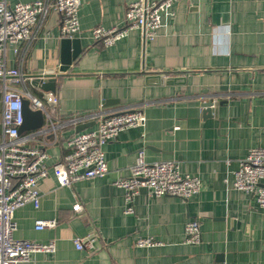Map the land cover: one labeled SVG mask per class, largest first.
<instances>
[{
    "label": "crops",
    "instance_id": "crops-1",
    "mask_svg": "<svg viewBox=\"0 0 264 264\" xmlns=\"http://www.w3.org/2000/svg\"><path fill=\"white\" fill-rule=\"evenodd\" d=\"M19 1L35 0H6ZM131 1L81 0L75 36L81 53L58 77L56 101L46 103L53 126L32 141L49 154V174L38 182L40 205L28 203L14 214L16 238L55 241L56 250L20 264H264V208L253 193L232 186L249 149L264 147V0H179L173 14H163L154 39L135 28L111 46L95 42L91 30L123 26ZM60 22L61 14L50 10L31 42L21 43L18 53L9 46L8 64L28 76L60 73ZM176 76L183 80L166 81ZM208 100L224 103L206 113L202 103ZM2 108L0 79V138ZM126 109L141 110L146 121L104 145L108 173L60 186L52 167L68 151L67 139L80 124H90L83 130L95 126L94 120L67 121ZM141 149L150 162L178 161L183 174L200 177V191L182 199L144 187L128 201L113 182L131 174ZM77 202L81 213L73 210ZM128 206L134 211L126 212ZM40 218L58 224L36 229ZM194 218L201 241L188 244L184 228ZM87 235L95 238L93 252L75 245ZM139 237L158 243L141 247Z\"/></svg>",
    "mask_w": 264,
    "mask_h": 264
},
{
    "label": "built area",
    "instance_id": "built-area-1",
    "mask_svg": "<svg viewBox=\"0 0 264 264\" xmlns=\"http://www.w3.org/2000/svg\"><path fill=\"white\" fill-rule=\"evenodd\" d=\"M179 0H133L128 4L123 26L106 27L97 25L91 30L95 42L111 46L126 37L131 29L143 28L147 39H154L162 26L163 14H173L172 7ZM81 0H35L16 2L10 5L0 0V79L2 80V134L0 138V264H20L29 261L34 253H53L55 241L38 242L19 239L14 236L15 211L33 203L39 207L41 193L38 182L49 174V154L43 146L33 144L38 134L47 133L53 126L51 115L46 109L48 101H56L55 93L35 94L27 87L32 77L25 75L21 67L8 64V48L16 53L20 44L31 42L44 25L50 10L61 14L62 37L73 38L80 33L79 8ZM28 98L32 109H42L44 125L33 132L20 133L23 123V99ZM94 120L95 126L73 133L67 139L68 151L61 160L53 164V172L60 186H72L74 182L108 173L104 145L130 127L143 125L146 117L141 110L126 109L117 112H96L71 117L67 123ZM264 147H252L241 159L235 171L232 186L235 189L253 193L260 207L264 208ZM125 191L128 201L133 200L141 188H147L152 195H173L182 199L198 193L201 179L196 175L183 174L176 160L150 162L145 150L138 151L131 166V174L113 182ZM81 213L82 203L73 205ZM130 213L133 206L125 209ZM57 219L40 218L36 229L52 228ZM185 242L195 244L201 241V226L198 219L185 224ZM79 249H96L92 235L74 239ZM153 237H139L136 245L149 247L157 244Z\"/></svg>",
    "mask_w": 264,
    "mask_h": 264
},
{
    "label": "water",
    "instance_id": "water-1",
    "mask_svg": "<svg viewBox=\"0 0 264 264\" xmlns=\"http://www.w3.org/2000/svg\"><path fill=\"white\" fill-rule=\"evenodd\" d=\"M81 43L80 40L76 37H64L62 39L61 46V72L60 73H52V74H36L33 75L32 81L30 82L32 87H37L43 92H56L57 79L61 75L65 74L73 61L79 56L81 53ZM152 78H157L159 81L163 82L165 80L164 75L162 74H152L150 75ZM183 80L182 76L169 77L166 79L169 83L180 82ZM224 101L214 102L213 100L204 101L202 106L204 108V112H211V108L217 107L220 104H223ZM216 112V111H215ZM45 123V114L42 109H32L30 107V101L28 98L23 99V123L20 126V133H24L26 131L37 130L41 128ZM90 125V124H89ZM88 124H80L77 127V131H81ZM223 255L219 256V259L222 260Z\"/></svg>",
    "mask_w": 264,
    "mask_h": 264
}]
</instances>
